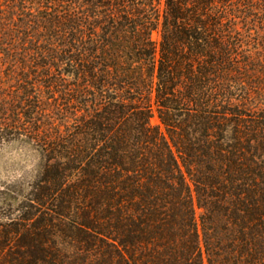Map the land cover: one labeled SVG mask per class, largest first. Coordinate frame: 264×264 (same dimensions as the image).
Here are the masks:
<instances>
[{
	"label": "trees",
	"instance_id": "obj_1",
	"mask_svg": "<svg viewBox=\"0 0 264 264\" xmlns=\"http://www.w3.org/2000/svg\"><path fill=\"white\" fill-rule=\"evenodd\" d=\"M1 67L44 161L0 264H264V0H0Z\"/></svg>",
	"mask_w": 264,
	"mask_h": 264
},
{
	"label": "rangeland",
	"instance_id": "obj_2",
	"mask_svg": "<svg viewBox=\"0 0 264 264\" xmlns=\"http://www.w3.org/2000/svg\"><path fill=\"white\" fill-rule=\"evenodd\" d=\"M20 72L17 70L15 76L9 78V69L0 68V121L13 118L3 116L6 111L23 112L24 102L16 99L17 94H21V88L15 85ZM37 90L38 96L46 103V90L42 87ZM151 123L157 124L155 119ZM37 141L34 134L25 133L22 129H4L0 133V225L25 218L28 219L25 222L28 228L37 218L35 210L30 209L34 206L30 197L32 187L40 176L44 161L36 152L40 146Z\"/></svg>",
	"mask_w": 264,
	"mask_h": 264
}]
</instances>
